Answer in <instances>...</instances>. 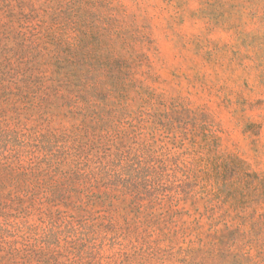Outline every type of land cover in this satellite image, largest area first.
Listing matches in <instances>:
<instances>
[{
  "label": "rangeland",
  "instance_id": "374dc122",
  "mask_svg": "<svg viewBox=\"0 0 264 264\" xmlns=\"http://www.w3.org/2000/svg\"><path fill=\"white\" fill-rule=\"evenodd\" d=\"M0 264H264V0H0Z\"/></svg>",
  "mask_w": 264,
  "mask_h": 264
}]
</instances>
